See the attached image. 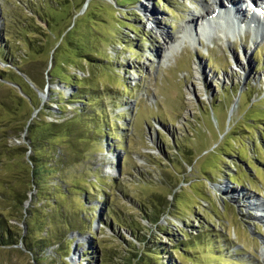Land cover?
<instances>
[{
    "label": "rangeland",
    "instance_id": "obj_1",
    "mask_svg": "<svg viewBox=\"0 0 264 264\" xmlns=\"http://www.w3.org/2000/svg\"><path fill=\"white\" fill-rule=\"evenodd\" d=\"M201 3L0 0V207L36 211L10 223L24 236L40 220L31 238L70 242L36 263L17 236L0 264H264V36L203 30ZM31 117L65 122L73 146L37 189L22 178L27 135L9 132Z\"/></svg>",
    "mask_w": 264,
    "mask_h": 264
},
{
    "label": "trees",
    "instance_id": "obj_2",
    "mask_svg": "<svg viewBox=\"0 0 264 264\" xmlns=\"http://www.w3.org/2000/svg\"><path fill=\"white\" fill-rule=\"evenodd\" d=\"M126 4L127 3H125V5ZM119 6H124V5H119ZM59 48L60 46H58L52 53L50 62H53V61L55 62L56 53L59 50ZM18 69L19 68H17L16 70ZM48 77L54 78V75L52 74V72L50 71L48 72ZM74 77L75 79H78L77 76H74ZM74 81L75 80H73V78L70 77V81L66 83L71 88L74 87L76 91L74 94H71L70 97L68 98L67 101L69 103H76V102H73V100L76 99V96L78 95L79 86H77ZM13 84L18 89H21L17 83L13 82ZM71 84H74V86H71ZM93 99H95V97L90 96L89 101L92 102ZM90 102L88 105L91 104ZM58 109H60V107H58ZM82 112H84V110L79 109L77 111V115H83ZM73 121H74L73 119L68 120L67 123H72ZM65 125H66L65 122L61 124L47 123V122H43V124H39L31 117L27 120L25 124L18 123L10 127L9 132L11 133V137L13 138L19 139L21 134L27 135V139H26L28 143L27 146H29L30 153H32V156H28L26 158V161L22 162L23 163L22 164L23 165L22 178H23V182L26 181L27 187L28 186L29 188L35 187L37 189L39 187V184L42 178L45 177L46 175L48 176V172L50 173L51 171V173L55 174L58 171L57 168L59 166L62 168V170L66 169V163L68 162L67 158L69 155L68 151L73 150L72 149L73 146L70 140V138H72L71 135L68 132L64 134L63 132L64 130H62ZM41 128H43V133H42L43 136L39 138L40 136H39L38 130H41ZM63 137L67 138V141H63ZM65 147H68V150H65L66 149ZM18 148L23 152V155L27 151H29V149L20 147L18 145L14 146L12 149H18ZM52 148H53V151L55 150L54 151L55 153L50 159H47V160L40 159V158L38 159L37 155L35 154V152L42 151L44 153V156H47L48 154H50V150ZM50 162H51V165L47 164ZM0 194H3V193H0ZM60 194L69 195L70 191L60 190ZM15 199H16V205L18 207H22V202L25 201L27 197L22 195L18 191ZM51 204L55 205L56 202H53V203L51 202ZM35 212L36 211L27 210L25 213L22 214V212H20L17 209L8 211L6 210V208L0 207V246H10V245L16 244L15 239L17 236H19L20 238L18 239L23 243L25 249L30 253V255L33 257L36 263H39L44 259L53 260L56 257H59L62 259L67 258L68 252H66V247L64 245L69 244L70 242L66 234L64 236L63 235L59 236L57 239H51L49 236L50 232L47 231V229H45L46 236L35 239V238H31V235H32L31 231L33 229H35L36 231L37 229L39 230L40 225H42L41 224L42 222L40 220H37L35 222L33 221L32 225L28 226L26 230L28 236L27 235L24 236L22 233L20 234L19 229L15 225L10 224L11 221L20 222L19 218L23 219V217L25 216L26 225H28L31 218L35 215L34 214ZM107 216L109 219H111L114 222V224L116 223V226L117 224L118 225L123 224L125 227H127L129 231H135V226L134 224H132V222L130 223L128 222L130 226L127 222L125 224L119 218H117L113 212H110V213L108 212ZM65 224H66V227L69 226L67 223ZM40 231L41 230H39V232ZM49 247H52L53 249L51 253L47 254L46 249ZM61 252L64 253V256L60 255Z\"/></svg>",
    "mask_w": 264,
    "mask_h": 264
},
{
    "label": "bare ground",
    "instance_id": "obj_3",
    "mask_svg": "<svg viewBox=\"0 0 264 264\" xmlns=\"http://www.w3.org/2000/svg\"><path fill=\"white\" fill-rule=\"evenodd\" d=\"M221 1L223 2V4H225V1H226L227 5L230 6V8L228 9L230 12V15L232 14V11H234L233 12L234 13L233 18L225 19V16H224V13L222 12V10H227L226 9L227 7H222V5L220 7V5H218V4H220ZM261 2H263L262 4H264V0H261ZM201 4H202L201 8H200L199 12H197V13H198V20H200L203 30L206 29L207 27L209 29H212L213 27H216V26L222 25V24L234 25V24H232V22L231 23L229 22L230 19H234L235 22L240 24V26L245 27L247 25L249 28L253 26V31H254L255 35H259V33L261 32V33H263V36H264V11H263L262 15H260V16L254 14L253 12L250 13V10L253 9V7L257 8L256 5H254L255 3L253 2V0H239L238 1L239 6H236V7L231 5L232 4L231 0H212L211 7L210 6L208 7V4H206V3L205 4L201 3ZM213 6H215V9H217L216 10L217 12L213 11L214 9L212 10ZM232 8H235V9H232ZM229 12H228V14H229ZM245 14H247V15H245ZM247 20H248V23L246 24ZM190 22L195 24V19L193 17H191V19L188 21L186 26H189ZM163 35H164V33H163ZM198 35H199V32H197L195 34V36H198ZM184 39H186V37H184ZM166 41H167V43H165V45H167V47L169 49H171V48L173 49L174 45H173V43L169 42L170 39L168 38V35L164 39V42H166ZM254 206L259 212H263V208H264L263 204H261L260 202L257 201L254 204ZM256 216L264 218L263 214H259ZM261 255H262V257H264V246L262 247Z\"/></svg>",
    "mask_w": 264,
    "mask_h": 264
}]
</instances>
